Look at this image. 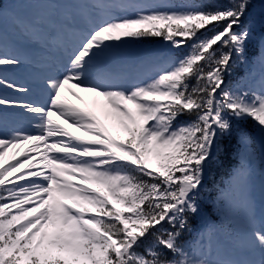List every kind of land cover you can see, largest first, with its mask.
Returning a JSON list of instances; mask_svg holds the SVG:
<instances>
[{"label": "snow or ice", "instance_id": "obj_1", "mask_svg": "<svg viewBox=\"0 0 264 264\" xmlns=\"http://www.w3.org/2000/svg\"><path fill=\"white\" fill-rule=\"evenodd\" d=\"M251 4L109 6L127 14H110L82 35L68 65L43 80L46 101L0 97V107L22 109L33 127L0 131V264H264V209L257 217L254 201L249 226L258 261L201 258L181 240L200 214L199 190L233 121L252 119L264 134V86L257 93L226 82L248 63L254 42L264 62V33L245 24ZM27 34L39 42L38 30ZM147 37L190 50L147 82L93 78L101 53ZM22 62L0 49V67ZM0 85L31 91L6 79ZM238 137L246 146L247 134ZM240 175L247 188L246 170Z\"/></svg>", "mask_w": 264, "mask_h": 264}, {"label": "rangeland", "instance_id": "obj_2", "mask_svg": "<svg viewBox=\"0 0 264 264\" xmlns=\"http://www.w3.org/2000/svg\"><path fill=\"white\" fill-rule=\"evenodd\" d=\"M34 1L36 3H33V0H11L9 2V4L6 7V12H10V11L15 12L18 10V12L25 17V21L22 22L21 25H19L18 22L14 20L13 15H10L8 31L9 32L11 31L10 28L16 29V27L19 28L20 26H22L26 31L29 32L30 29H37L33 27V25H40L43 27V29L38 27V31H39L38 33L40 32L42 33V31H44L45 33L43 34L45 35L46 39H48L47 32L50 27L49 20H47V22L42 24L38 22L36 18H39V15L41 13H43V15L46 16V12H47L46 17L49 19L52 16V10L50 9L52 5L49 2V0H34ZM74 1L75 3H77L80 0H74ZM87 1L90 2L89 0ZM109 1L116 2L118 0H109ZM124 1L125 4L128 3L163 4L170 6L172 8H183L185 5L195 2V0H124ZM225 1L226 2L221 4L220 6H228L229 0H225ZM27 3H29V6L27 5ZM65 3L67 2L65 1ZM102 5H104V0H101V4L97 5L96 8ZM108 5L113 6L114 4L108 3ZM63 8L64 11H67L68 9L66 5ZM111 9L117 10L122 15L127 14L124 9L118 7H111ZM249 10L251 11V13H249V15L246 17L245 24L253 25L255 29V34L257 37H259L262 33H264V24H262V21H264V0H252V4ZM65 23H68L67 15H66ZM11 33L13 34V37L19 35L15 30H12ZM207 34L210 35L211 32L208 31ZM7 39H8L7 33L4 32L3 29H1V22H0V46L4 45ZM143 39L144 41L146 40V38H142V39L129 38L126 44L128 45L142 44ZM158 42H160L164 46L163 49L165 50V53L169 55V58L166 60L165 59L162 60L161 56L158 57V55H156V56H151L149 61L146 62L147 57L151 55V54L150 55L147 54L144 56L143 62L139 67L137 66L133 67L132 65L128 64L130 66L129 69L130 73L135 74L137 76L133 83H137L139 79H142L141 82L149 81L152 78V75H154L156 71L163 66L165 61L179 57L190 50L188 49L186 52H182L180 48L173 47L170 42L165 41L162 37H159ZM33 43L34 45L37 46L41 45V43L39 42L34 41ZM121 44H118L113 48L119 50ZM251 45L258 46V41L254 42ZM110 64L113 65V62ZM259 66L264 67V62L260 63ZM126 68H127L126 66H123V68L120 69L117 74L119 77H121V79H123V77L125 76ZM104 70L106 74H109L108 67H106ZM259 72H261V69L259 70ZM103 75L104 73H101L100 77ZM242 85L244 86L242 90L255 91L257 93H259L262 88L261 82H259L258 85H256L255 83L251 85L250 81H247L246 84L242 83ZM237 88L241 89L240 86ZM251 120L252 119H248L239 122L234 120L233 121L234 129L232 134L230 136L222 137L223 140H226L228 142L229 146H232L234 157L237 159L239 163L236 166V168L231 169L230 171L231 177L227 179L226 182H224L223 188L219 190V192L215 195V197L214 194H209V198L213 197L214 200L215 199L217 200V202L215 203L213 200L212 203H214L218 212L222 211V208L224 207L230 210V211L227 210L225 211V213L227 214L226 215L227 222H229L231 228L233 227L236 229L237 227H241L239 228L240 229L239 231H241L242 233H239L238 229H236L237 232L235 231L230 232V238L234 239V244L232 246L228 244L229 246L228 247L221 241V239H218L215 234H211V231L207 230L206 228H202V229L199 228L200 225L193 226V230L187 231L189 235V240L187 241L186 246L190 247L194 252L199 254L201 258L207 257V258L219 259V260L250 261L248 259L249 254L253 252L259 253L258 249H254L252 247L250 236L245 234V231H249V227L247 225L245 226L244 224L240 223L232 215V212H235L250 217V209L252 204L250 199V193L252 188H256L258 190L261 200L264 199V187L262 180V168L264 166V134H262L260 131L252 132L251 130L248 129L249 127L245 122L249 123ZM108 121L110 122V127H113L114 121H112L111 119H108ZM113 131H117V129L113 127ZM238 131L246 133L247 136L249 137L246 146L241 142H239ZM119 135L121 137H126V133H123L122 131L119 132ZM219 144L220 142L218 141V145ZM226 148H228V145L226 146ZM217 158L218 157L216 156L212 159L211 165H216L213 162V160H216ZM252 169L254 173H252ZM244 170H246V175L248 176L247 188L245 187L244 182L240 175L241 172ZM208 177H209V172L207 170L205 174L204 182ZM254 180H255V184L253 183ZM230 193L239 196L242 199V203L237 204L233 202L229 198ZM198 199H200V197ZM198 203L200 205V209L201 208L203 209L205 208V206L208 205L205 198L198 201ZM210 245H212L211 252L209 255H207L204 253V249L205 248L208 249Z\"/></svg>", "mask_w": 264, "mask_h": 264}, {"label": "bare ground", "instance_id": "obj_3", "mask_svg": "<svg viewBox=\"0 0 264 264\" xmlns=\"http://www.w3.org/2000/svg\"><path fill=\"white\" fill-rule=\"evenodd\" d=\"M122 47H124V51H125V52H123L121 55H123L124 53H126L127 51H129V49L126 50V48H125V47H126L125 43L123 44ZM114 50H115V48H111V49H109V50H107V51L101 53L98 57H100V56H103V57H110V56H112V55H111V52H114ZM116 51H117V50H116ZM116 51H115V52H116ZM43 57L45 58L46 55H44ZM18 68H20V69L22 70V69L24 68V65L21 64ZM43 73L52 74V71L46 70V71H44ZM96 73H97V70L92 68V76H93V78H95L94 74H96ZM35 82H37V80H36ZM77 91H79V90L77 89ZM66 95H68V96H69V99H72L74 102H76V103H80V101H76L74 97H71L70 94L66 93ZM81 95H84L86 99H88L89 96H90V94H87V93H81ZM98 112H99V114L101 115L102 118H105V117H104V112H103L102 110L98 109ZM106 123H108V125H109V127H110V122L108 121V119H106ZM73 130L76 131L75 129H73ZM77 133H79V134H83L82 132H77ZM247 234L251 236V231H248ZM251 255H252V261H258V260L260 259V254L257 253V252H253Z\"/></svg>", "mask_w": 264, "mask_h": 264}, {"label": "trees", "instance_id": "obj_4", "mask_svg": "<svg viewBox=\"0 0 264 264\" xmlns=\"http://www.w3.org/2000/svg\"><path fill=\"white\" fill-rule=\"evenodd\" d=\"M210 27H212V26H209L208 28H210ZM241 68H238V70H240ZM228 78V77H227ZM252 122L254 123V121L253 120H251L248 124L250 125V126H252ZM218 173V171H215V174H217Z\"/></svg>", "mask_w": 264, "mask_h": 264}]
</instances>
